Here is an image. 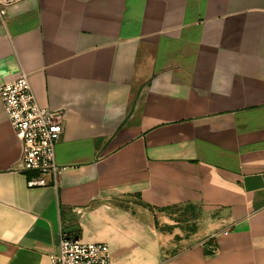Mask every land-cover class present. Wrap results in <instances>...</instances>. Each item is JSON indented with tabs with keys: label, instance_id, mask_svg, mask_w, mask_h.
<instances>
[{
	"label": "crops",
	"instance_id": "1",
	"mask_svg": "<svg viewBox=\"0 0 264 264\" xmlns=\"http://www.w3.org/2000/svg\"><path fill=\"white\" fill-rule=\"evenodd\" d=\"M22 73L64 170L26 186L0 103V264L61 233L110 264H264V0H17L0 84Z\"/></svg>",
	"mask_w": 264,
	"mask_h": 264
},
{
	"label": "built area",
	"instance_id": "2",
	"mask_svg": "<svg viewBox=\"0 0 264 264\" xmlns=\"http://www.w3.org/2000/svg\"><path fill=\"white\" fill-rule=\"evenodd\" d=\"M16 1L0 0V20L6 8ZM0 103L19 143L14 171L30 175L28 188H55L64 170L54 158L55 145L63 132L60 114L37 105L23 73L0 84ZM49 264H110V253L103 244L83 243L61 233L57 253L49 256Z\"/></svg>",
	"mask_w": 264,
	"mask_h": 264
},
{
	"label": "water",
	"instance_id": "3",
	"mask_svg": "<svg viewBox=\"0 0 264 264\" xmlns=\"http://www.w3.org/2000/svg\"><path fill=\"white\" fill-rule=\"evenodd\" d=\"M67 231H69V230H67Z\"/></svg>",
	"mask_w": 264,
	"mask_h": 264
}]
</instances>
